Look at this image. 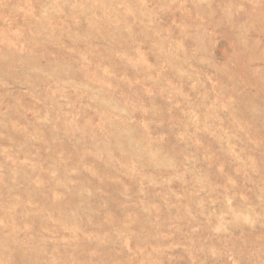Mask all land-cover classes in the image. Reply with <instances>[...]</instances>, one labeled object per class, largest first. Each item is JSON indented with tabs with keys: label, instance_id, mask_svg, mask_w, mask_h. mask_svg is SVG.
<instances>
[{
	"label": "rangeland",
	"instance_id": "1",
	"mask_svg": "<svg viewBox=\"0 0 264 264\" xmlns=\"http://www.w3.org/2000/svg\"><path fill=\"white\" fill-rule=\"evenodd\" d=\"M0 264H264V0H0Z\"/></svg>",
	"mask_w": 264,
	"mask_h": 264
}]
</instances>
